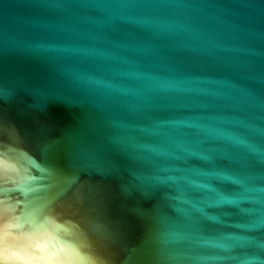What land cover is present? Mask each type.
Returning <instances> with one entry per match:
<instances>
[{"label": "water", "instance_id": "water-1", "mask_svg": "<svg viewBox=\"0 0 264 264\" xmlns=\"http://www.w3.org/2000/svg\"><path fill=\"white\" fill-rule=\"evenodd\" d=\"M0 264H264V0H0Z\"/></svg>", "mask_w": 264, "mask_h": 264}]
</instances>
